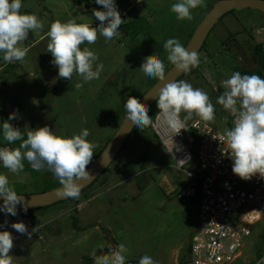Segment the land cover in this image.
Wrapping results in <instances>:
<instances>
[{
    "label": "rangeland",
    "instance_id": "374dc122",
    "mask_svg": "<svg viewBox=\"0 0 264 264\" xmlns=\"http://www.w3.org/2000/svg\"><path fill=\"white\" fill-rule=\"evenodd\" d=\"M217 1L204 0L205 6L191 10L194 18L188 21L177 19L170 11V6L179 0H114L117 10L124 13L121 35L106 41L98 34L94 44L81 45L94 51L99 57L96 64L103 63L104 68L99 79L84 83L80 89L74 87L82 82L78 75L74 74L71 81L59 77L53 57L47 52V35L43 41L39 39L56 20L75 19L77 23L99 27L93 9H105L101 5L90 9L74 6L70 0L22 1L21 12L35 14L44 27L30 32L28 39L18 45L29 47L23 62H0V147L17 148L21 143L9 144L3 139L5 121L19 128L24 136L27 131L44 126L66 137L88 129L87 140L97 145L93 162L126 116L127 99L139 100L158 81L140 70L145 58L157 55L167 72L172 65L167 61L164 42L176 38L186 47L202 17ZM244 12L247 11H233L215 25L199 54L200 65L180 79L208 94L215 108V120L205 123L223 133L232 127L234 118L217 103L225 90L222 82L233 72L259 68L257 59H250L242 49L251 40L248 32L252 33L235 20ZM257 31L255 38L264 42V34L257 35ZM236 32V42L223 48L226 38ZM6 75L12 77L10 83L3 81ZM12 113H16V118L8 120ZM185 115L181 113V118ZM195 120L200 119L194 116L186 124ZM23 163L19 176L0 163V174L8 176L18 195L38 194L61 186L50 171H34L26 160ZM185 175L174 167L172 158L151 132L132 134L110 171L81 193L78 200L64 201L36 213L31 239L27 235L13 240L9 253L13 264H101L120 244L127 249L123 253L125 264H139L144 255L157 264H183L181 255L188 244L190 223L185 201L176 195L187 184ZM262 217L264 220V213ZM193 226L196 228L197 223ZM244 244V253L234 264H250L255 252L264 254V221L253 225L252 235Z\"/></svg>",
    "mask_w": 264,
    "mask_h": 264
},
{
    "label": "clouds",
    "instance_id": "9594fccd",
    "mask_svg": "<svg viewBox=\"0 0 264 264\" xmlns=\"http://www.w3.org/2000/svg\"><path fill=\"white\" fill-rule=\"evenodd\" d=\"M105 10L93 9V15L100 21L99 27L87 23H77L75 19L67 22L56 20L51 23L48 32L47 52L53 57L52 63L58 68L60 78L72 80L74 74L81 77L74 87L80 89L84 83L99 79L103 71V63L96 64L98 55L83 44H94L98 34L106 41L121 35L119 29L124 23L114 0H95ZM205 6L204 0H179L170 6V11L179 20L191 21L193 9ZM22 0H0V54L5 63L23 62L29 49L20 47V43L29 37V33L44 27L35 14L21 12ZM167 61L174 70L187 74L200 65L199 53L190 50L176 38H169L163 44ZM206 59V57H205ZM140 70L148 77L164 82L154 97L159 110L156 121L162 134L176 136L186 129V121L194 116L204 122H214L215 108L208 94L185 80L165 83V63L157 55L145 58ZM224 92L217 98V103L233 117V125L226 129L228 154L233 161L232 172L240 179L248 181L259 175L264 179V78L259 75H242L233 72L223 82ZM148 94V93H147ZM126 120L138 129L153 125V117L149 115L146 104L135 97H129L124 103ZM181 113L186 115L181 118ZM16 118V113L9 115L8 120ZM125 121V120H124ZM3 139L9 144L21 141L19 147H0V163L9 172L20 175L26 160L34 171L47 170L62 186L58 195L64 198L79 199L83 183L91 181L92 174L88 165L92 162L96 144L87 140L88 129L71 137L55 134L48 126L29 130L24 133L8 121L2 123ZM103 164V158L101 160ZM0 197L3 205L0 212L17 215V205H23L27 212L28 204L24 196L18 195L10 186L8 176L0 174ZM18 233H27L23 222L11 225ZM35 232V228L33 229ZM14 247L13 236L8 231H0V264H13V256L9 255ZM127 251L124 244L117 250L110 251L101 264H125ZM139 264H157L150 256L144 255ZM264 264V262H262Z\"/></svg>",
    "mask_w": 264,
    "mask_h": 264
},
{
    "label": "built area",
    "instance_id": "2783aa9c",
    "mask_svg": "<svg viewBox=\"0 0 264 264\" xmlns=\"http://www.w3.org/2000/svg\"><path fill=\"white\" fill-rule=\"evenodd\" d=\"M119 13L124 15L122 11ZM256 34H264V27ZM155 117L151 126L153 134L172 158L174 167L189 177V184L178 191L176 198L182 201L198 198L200 231L192 238L189 264H234L246 238L252 233L249 223L237 220L238 214L244 208L264 213V179L256 175L245 181L232 172L233 161L227 155L229 150L224 133L211 125L195 120L172 137L161 133ZM195 136L197 147L193 153ZM18 222H23L28 232L31 231L30 218L13 220V223ZM3 229L0 225V231ZM6 230L13 240L27 236L11 226ZM262 262L264 255L254 264Z\"/></svg>",
    "mask_w": 264,
    "mask_h": 264
},
{
    "label": "water",
    "instance_id": "95a60500",
    "mask_svg": "<svg viewBox=\"0 0 264 264\" xmlns=\"http://www.w3.org/2000/svg\"><path fill=\"white\" fill-rule=\"evenodd\" d=\"M242 9H254L264 13V0H219L217 1L211 10L204 16L193 35L189 39L186 48L195 50L198 53L202 49L203 45L207 41L211 30L218 23V20L231 11L242 10ZM184 73H177L174 70V66L166 72L165 83H171L177 81V79L183 76ZM164 82L157 81L152 87L139 99V101L149 107L156 102L154 97L159 87L163 86ZM148 93V94H147ZM127 115V114H126ZM125 120V121H124ZM135 126L131 125V122L126 120L124 117L120 127L114 134V136L108 141L105 148L98 154L93 162L88 166V170L92 174L93 179L91 181H80L83 183L81 192L87 187L91 186L100 176L108 169L116 157L121 152L124 144L131 136ZM197 147V136H195L194 151ZM103 158V164L101 160ZM197 163H195V166ZM62 186L57 187L53 190L42 192L38 194H24L25 203L28 204L27 210L38 209L43 207L52 206L58 202L65 201L68 198H64L58 195V191ZM3 205V198L0 197V206ZM17 210H23V205H17Z\"/></svg>",
    "mask_w": 264,
    "mask_h": 264
},
{
    "label": "crops",
    "instance_id": "0c3cea01",
    "mask_svg": "<svg viewBox=\"0 0 264 264\" xmlns=\"http://www.w3.org/2000/svg\"><path fill=\"white\" fill-rule=\"evenodd\" d=\"M241 12H243V11H247V12H244L245 14H241V15H238V16H235L234 18H235V20L237 21V23L239 22V24H240V22L247 28V29H249V30H251L252 31V35H253V39H251V40H248L247 42H246V45H245V47L243 48L242 47V49H243V51H245L247 54H248V56H249V58L250 59H252V60H254L255 58L257 59V54H256V52H255V48H254V45L255 44H259V43H262L263 45H264V42L263 41H261V40H257L256 38H255V35H254V32H255V30H260L262 27H264V13H262V12H260V11H257V10H254V9H242V10H240ZM240 27V26H239ZM243 26H241L240 28H239V30H243V28H242ZM240 32V31H239ZM235 34H237V32L235 33ZM256 34V33H255ZM46 36V34L45 35H43L42 37H40V39L39 40H42L44 37ZM228 38V37H227ZM226 38V39H227ZM44 40V39H43ZM42 40V41H43ZM225 46H223V48H224ZM27 48H29V47H27ZM210 51V50H209ZM209 51L207 52V54H209L210 55V53H209ZM212 57V56H211ZM239 60H240V58H239ZM2 72V67H0V73ZM3 81L4 82H6V83H10L11 81H12V77H10V76H8V75H6L5 76V78L3 79ZM104 89H103V87L101 88V91H103ZM231 128V127H230ZM196 167V166H195ZM184 172V171H183ZM185 173V172H184ZM185 180L187 181V184L184 186V187H186L188 184H189V177H188V175H187V173H186V175H185ZM183 187V188H184ZM182 188V189H183ZM178 193V192H177ZM185 204H186V209H187V214H188V216H189V219L187 220V222H189L190 223V233H189V237H188V243H189V241H190V236L192 235V234H196L197 232H199L200 231V224H199V222H198V220H197V207L194 205V200H192V201H185ZM256 214H255V213ZM262 215H263V213L262 212H259V211H252V210H250V209H248L247 208V210H245V211H241V212H239V214H238V218H237V220L239 221V222H244V223H249L250 224V227H251V230H252V227H253V225H255L256 223H260L261 221H264V220H262L263 219V217H262ZM258 217V218H257ZM250 218H254V220L253 219H250ZM195 221V222H194ZM194 223H197V226H196V228H194ZM196 225V224H195ZM251 235H252V233H251ZM251 235L249 236V237H251ZM248 237V238H249ZM248 238H246V240H245V242L248 240ZM244 242V243H245ZM187 246H188V244H187ZM187 246H186V248H187ZM244 246H245V244H244ZM244 246H243V248H242V250H241V252H240V254H239V257H241V255L244 253V251H243V249L245 250V248H244ZM186 248H185V250H186ZM185 250H184V252H183V254L185 253ZM254 250V249H253ZM248 253L250 252V251H247ZM251 252L253 253V251L251 250ZM250 252V253H251ZM182 254V255H183ZM182 255H181V257H182ZM264 254H262L261 256H259L258 255V253L257 252H255L254 253V255H251L250 256V259H249V263L250 264H254L256 261H258L262 256H263ZM189 263H190V261H189Z\"/></svg>",
    "mask_w": 264,
    "mask_h": 264
},
{
    "label": "trees",
    "instance_id": "16d2710c",
    "mask_svg": "<svg viewBox=\"0 0 264 264\" xmlns=\"http://www.w3.org/2000/svg\"><path fill=\"white\" fill-rule=\"evenodd\" d=\"M22 1H24V0H22ZM71 1V3L74 5V6H78V5H84L86 8H88V9H90L91 7H94V6H100V5H98V4H96V2H95V0H70ZM213 7V5L210 7V9H209V11L211 10V8ZM233 11H231V12H229V13H227V14H230V13H232ZM226 14V15H227ZM226 15H224V16H222L219 20H218V22H220ZM205 16V15H204ZM204 17H202V19H203ZM212 31V30H211ZM246 31V30H245ZM193 34H191V36H192ZM248 35H249V37L251 38V39H253V35H252V33L251 32H248ZM191 36L189 37V39L191 38ZM236 36H237V34H230L229 36H228V38H227V40L223 43V46H226L227 44H230V43H232V42H236ZM207 42V41H206ZM206 42H205V44L203 45V47H202V49L200 50V52L202 51V50H204L205 49V47H206ZM254 48H255V52H256V54H257V61H258V64H259V68H258V70H250V69H242V70H240V73L242 74V75H245V74H248V75H252V74H256V75H259L261 78L263 77V72H264V45L262 44V43H259V44H255L254 45ZM200 52H199V54H200ZM0 62H4L3 61V58H2V54H0ZM9 65V64H8ZM7 65V66H8ZM182 78V76L181 77H179L178 79H177V81H179L180 79ZM149 115L150 116H152L153 118H154V116L158 113V109H157V106H156V102L154 103V104H152L150 107H149ZM147 132H151L152 134H153V132H152V130H151V126L150 127H148V128H145V129H138V128H134V130H133V132H132V134H144V133H147ZM131 134V135H132ZM154 135V134H153ZM155 136V135H154ZM156 137V136H155ZM24 138H26V136H24ZM157 138V137H156ZM129 139V138H128ZM158 139V138H157ZM127 142H128V140L126 141V143L124 144V146H123V148L122 149H125L126 148V146H127ZM105 148V147H104ZM193 153H195L194 152V150H193ZM110 171V167L108 168V169H106L105 170V172L103 173V174H106V173H108ZM116 171H118V169L116 168ZM193 171L194 172H196L197 171V169L193 166ZM102 174V175H103ZM98 181V179L95 181V182H97ZM94 182V183H95ZM93 183V184H94ZM92 184V185H93ZM91 185V186H92ZM91 186H89V187H87L86 189H84L81 193H83V192H85L87 189H89ZM72 200H74V199H72V198H68L67 200H65V201H72ZM62 202H64V201H61V202H58V203H56V204H59V203H62ZM56 204H54V205H56ZM197 204H198V198H195L194 199V205L197 207ZM48 207H50V206H48ZM48 207H43V208H38V209H30V210H27V212H25L24 210H17V215L16 216H12L11 214H6V213H4V212H0V225L4 228L3 229V231L5 230V229H7V228H9L11 225H12V223H13V220L14 219H16V218H30L31 220H34V218H35V215H36V213L38 212V211H40V210H43V209H46V208H48ZM74 221H73V223H74V226H75V228H78V226H77V222H78V220H77V218L76 217H74V219H73ZM193 236H194V234H192L191 236H190V241H189V243H188V246H187V248H186V250H185V253L182 255V257H181V262L183 263V264H189V261H190V253H191V242H192V238H193Z\"/></svg>",
    "mask_w": 264,
    "mask_h": 264
},
{
    "label": "bare ground",
    "instance_id": "6f19581e",
    "mask_svg": "<svg viewBox=\"0 0 264 264\" xmlns=\"http://www.w3.org/2000/svg\"><path fill=\"white\" fill-rule=\"evenodd\" d=\"M255 213V212H254ZM256 214V213H255ZM258 218V217H257ZM250 219H253L254 220V218H250Z\"/></svg>",
    "mask_w": 264,
    "mask_h": 264
}]
</instances>
